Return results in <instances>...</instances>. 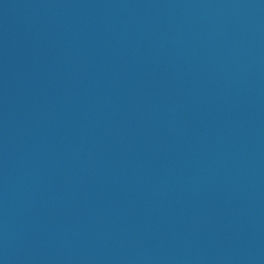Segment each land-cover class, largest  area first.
I'll return each mask as SVG.
<instances>
[{
  "label": "water",
  "instance_id": "1",
  "mask_svg": "<svg viewBox=\"0 0 264 264\" xmlns=\"http://www.w3.org/2000/svg\"><path fill=\"white\" fill-rule=\"evenodd\" d=\"M0 264H264V0H0Z\"/></svg>",
  "mask_w": 264,
  "mask_h": 264
}]
</instances>
